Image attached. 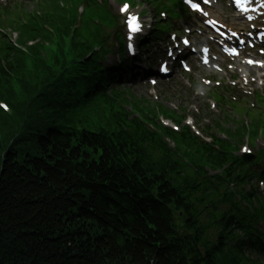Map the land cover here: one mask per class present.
Instances as JSON below:
<instances>
[{
    "label": "trees",
    "instance_id": "16d2710c",
    "mask_svg": "<svg viewBox=\"0 0 264 264\" xmlns=\"http://www.w3.org/2000/svg\"><path fill=\"white\" fill-rule=\"evenodd\" d=\"M74 1L38 0L33 13H3L31 56L4 36L0 100L8 101L14 118L0 109V264H249L227 253L216 234L228 223L244 233L251 214L243 212L237 223L231 210L218 208L225 185L209 170L230 156L214 162L217 155L208 157L191 143L183 153L192 164L183 163L139 129L124 132L103 107L104 75L73 85L59 72L58 58L53 70L42 61V41L54 40L45 26L68 35ZM94 16L107 22L99 7L87 10L75 37L80 57L92 50L91 39L100 41L101 30L90 21ZM72 109L98 117L89 127L103 124L109 132L80 134ZM252 119L258 128L264 112ZM245 131L239 121L235 133L242 137Z\"/></svg>",
    "mask_w": 264,
    "mask_h": 264
},
{
    "label": "snow or ice",
    "instance_id": "6c2138e0",
    "mask_svg": "<svg viewBox=\"0 0 264 264\" xmlns=\"http://www.w3.org/2000/svg\"><path fill=\"white\" fill-rule=\"evenodd\" d=\"M204 2H205V4H207V3L209 2V0H204ZM193 7L196 8L197 11H200V10H201V9H200L197 5H195V4H193ZM126 9H127V5L124 6V9H123V10H126ZM204 14L207 15V13H204ZM132 19H133V21H135V17H133ZM138 28H139L138 25L133 24V28H132V30H133L134 32H135V31H138ZM233 34L235 35V33H233ZM184 43L187 44L188 41L185 40ZM205 63H207V60H205ZM249 63H252V61H249ZM164 70L167 71V68L165 67ZM245 151H247V149H245Z\"/></svg>",
    "mask_w": 264,
    "mask_h": 264
},
{
    "label": "rangeland",
    "instance_id": "374dc122",
    "mask_svg": "<svg viewBox=\"0 0 264 264\" xmlns=\"http://www.w3.org/2000/svg\"><path fill=\"white\" fill-rule=\"evenodd\" d=\"M12 36H13V38L15 39L17 35H15V34H12Z\"/></svg>",
    "mask_w": 264,
    "mask_h": 264
}]
</instances>
